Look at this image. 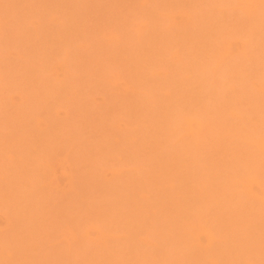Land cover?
I'll use <instances>...</instances> for the list:
<instances>
[{"label": "rangeland", "instance_id": "374dc122", "mask_svg": "<svg viewBox=\"0 0 264 264\" xmlns=\"http://www.w3.org/2000/svg\"><path fill=\"white\" fill-rule=\"evenodd\" d=\"M0 264H264V0H0Z\"/></svg>", "mask_w": 264, "mask_h": 264}, {"label": "bare ground", "instance_id": "6f19581e", "mask_svg": "<svg viewBox=\"0 0 264 264\" xmlns=\"http://www.w3.org/2000/svg\"><path fill=\"white\" fill-rule=\"evenodd\" d=\"M189 124H191V122L189 121Z\"/></svg>", "mask_w": 264, "mask_h": 264}]
</instances>
